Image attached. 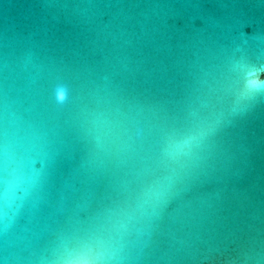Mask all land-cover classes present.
<instances>
[{"label":"water","instance_id":"water-1","mask_svg":"<svg viewBox=\"0 0 264 264\" xmlns=\"http://www.w3.org/2000/svg\"><path fill=\"white\" fill-rule=\"evenodd\" d=\"M0 264H264V0H0Z\"/></svg>","mask_w":264,"mask_h":264},{"label":"clouds","instance_id":"clouds-1","mask_svg":"<svg viewBox=\"0 0 264 264\" xmlns=\"http://www.w3.org/2000/svg\"><path fill=\"white\" fill-rule=\"evenodd\" d=\"M61 98H63V97H62V94H61Z\"/></svg>","mask_w":264,"mask_h":264}]
</instances>
